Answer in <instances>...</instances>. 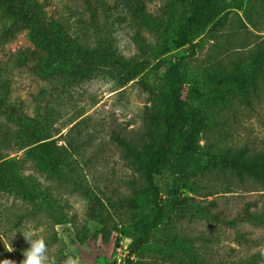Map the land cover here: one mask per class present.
<instances>
[{
    "label": "rangeland",
    "instance_id": "374dc122",
    "mask_svg": "<svg viewBox=\"0 0 264 264\" xmlns=\"http://www.w3.org/2000/svg\"><path fill=\"white\" fill-rule=\"evenodd\" d=\"M43 1L44 27L53 38L35 40L26 26L0 46V98L40 119L51 142L47 163L2 113L0 157L17 160L20 173L32 175L55 201L45 209L39 201L0 194V259L20 264L26 232L46 238L57 264L68 256L78 264H124L129 236L149 213L147 181L130 150L155 144L169 118L165 75L186 52L173 42L193 0H89L100 13L97 27L88 24L85 0ZM216 1L219 16L204 29L192 28L195 53L181 65L183 98L205 119L194 148L197 163L179 181L193 209L155 229L132 255L139 264H187L168 242L185 249L195 264H264V220L258 215L264 184L225 158L264 153V79L258 76L264 73V0ZM0 16L1 33L16 18L1 7ZM73 47L81 52L79 67L60 60ZM247 72L256 75L253 91ZM228 78L235 87L229 91L221 85ZM156 181L164 195L171 177L163 172ZM129 199L140 206L124 218Z\"/></svg>",
    "mask_w": 264,
    "mask_h": 264
},
{
    "label": "trees",
    "instance_id": "16d2710c",
    "mask_svg": "<svg viewBox=\"0 0 264 264\" xmlns=\"http://www.w3.org/2000/svg\"><path fill=\"white\" fill-rule=\"evenodd\" d=\"M246 2L245 5H248ZM43 0H0V7L4 8L7 15L15 17L9 27L0 33V46L24 27L32 28L33 38L35 40H51L53 35L44 27L43 18ZM235 4L232 7H238ZM85 8L88 12V24L97 27L99 23V11L97 5L89 0H85ZM103 16L107 20L106 10L102 8ZM221 8L216 0H193L189 12L184 17L182 26L175 33V47H184L186 52L180 55L175 62L167 67L165 80L171 100V112L169 118L165 121L159 138L145 151H131L134 159L141 165L144 177L147 181L148 189L146 198L149 205V213L139 222L138 233L134 236L127 235L126 231H120V235L129 236L131 241L128 244V252L124 258V264H139V261L133 259L132 255L138 253L142 245L148 243L153 238V232L160 227L173 215H184L192 211L193 205L190 198L179 191V181L185 173L191 170V167L197 163L194 153L196 139L200 131L205 127V119L196 105H189L182 95L183 76L181 65L185 58L194 55V44L191 43L188 35L192 28L204 29L221 12ZM247 16V12H243ZM1 19V16H0ZM105 24V23H104ZM65 42L64 37H60L58 45ZM73 44L75 42L73 41ZM255 50L254 52H257ZM252 52V54L254 53ZM61 49L55 48V54L60 56ZM81 53L77 47H73L71 53H62L61 62H66L73 67H79L78 55ZM82 57V54H81ZM120 57H116L117 62ZM260 64V63H258ZM126 68V67H125ZM127 70V69H126ZM252 85V91L256 88V75L245 73ZM264 79V73L259 74ZM132 79L128 75L125 81ZM125 81L118 85L121 88ZM232 79H225L221 82L222 87L227 91L235 88ZM239 95L242 99L248 96L247 91L240 90ZM247 100V99H246ZM0 113L16 122L20 127V138L22 141L31 145V153L43 164L47 163L46 149H50L51 142L44 126L38 117L28 116L19 104L6 103L0 98ZM151 121L155 120L154 114H150ZM226 164L240 170L241 173H247L256 182L264 184V153L245 157L242 154H234L231 157L225 156ZM167 173L171 177V185L166 193H160V188L156 181V176L161 173ZM40 183L32 175H23L18 169L17 160L11 157H0V194L9 193L26 202L39 201L41 207L50 208L51 199L45 189L40 187ZM136 195H138L136 193ZM139 196V195H138ZM140 203L135 205L134 199L125 202L122 215L127 218L130 211L136 210ZM258 215L264 220V210ZM63 222L57 219L55 223ZM124 224L122 225L123 228ZM167 245L173 249L187 264H195L192 260H187L184 255L185 249L176 248L173 242Z\"/></svg>",
    "mask_w": 264,
    "mask_h": 264
},
{
    "label": "clouds",
    "instance_id": "9594fccd",
    "mask_svg": "<svg viewBox=\"0 0 264 264\" xmlns=\"http://www.w3.org/2000/svg\"><path fill=\"white\" fill-rule=\"evenodd\" d=\"M16 232H13L11 239L7 241L6 250L8 251L13 250L10 241ZM21 233L28 242V247L22 250L23 259L20 261V264H57L55 257L48 255V246L46 238L43 235L34 236L31 233ZM0 264H15V262L10 259H0ZM64 264H78V262L74 257L68 256L65 258Z\"/></svg>",
    "mask_w": 264,
    "mask_h": 264
}]
</instances>
